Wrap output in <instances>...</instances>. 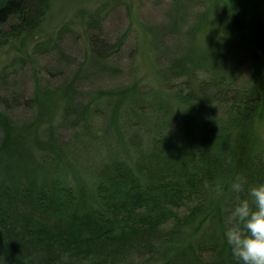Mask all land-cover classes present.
<instances>
[{"label":"trees","instance_id":"trees-1","mask_svg":"<svg viewBox=\"0 0 264 264\" xmlns=\"http://www.w3.org/2000/svg\"><path fill=\"white\" fill-rule=\"evenodd\" d=\"M213 1L205 0L206 11L184 34L191 50L160 73L173 80L203 76L195 90L189 80L174 87L172 95L187 109L180 127L175 104L158 102L137 84L97 90L76 112L82 118H72L85 69L97 77L122 70L111 60H119L126 34L109 42L99 13L86 23L78 64L65 48V36L76 30L69 23L34 45L33 54L51 55L61 74L72 69L71 80L57 89L43 88L34 70L33 96L15 95L18 85L9 78L27 66L28 55L0 72V264H237L225 237L236 203L231 184L237 177L246 190L264 183V149L256 136L260 126L264 134V2ZM51 2L0 0V25L17 17L6 35L31 34ZM212 25L215 34L200 49L198 37ZM59 100L65 105L55 125ZM15 110L31 121L15 124ZM97 114L106 116L101 135L91 124ZM72 122L83 123L81 154L102 151L100 140L114 139L90 190L71 177L78 137L65 140L60 128Z\"/></svg>","mask_w":264,"mask_h":264},{"label":"rangeland","instance_id":"rangeland-1","mask_svg":"<svg viewBox=\"0 0 264 264\" xmlns=\"http://www.w3.org/2000/svg\"><path fill=\"white\" fill-rule=\"evenodd\" d=\"M260 1L264 2V0ZM219 2L220 0H214L212 4L216 6L219 5ZM205 3V0H52L41 25L31 34L23 33L20 38L6 35L10 27L18 22L17 17H12L8 23L0 25V72L5 66L15 62L19 56L28 55L27 66L17 72V75L9 78L12 83L18 85L17 92L21 91L13 94H25L27 98L33 96L35 91L33 84L35 80L34 70L40 71L43 88L48 86L57 89L71 80L72 69H68L64 74H61L63 68L60 71L61 66L51 58V55L35 56L33 54L34 45L41 43L60 27L69 23L76 30L73 34L65 36V48L72 57L78 59V64L83 57L81 51L86 23L90 16L99 13L103 17V34L109 39V42H116L122 35L126 34L125 46L119 54V60H111L114 65L120 66L122 70L118 77H97L85 69L82 79L77 82V91L73 94L74 102L71 109L74 113L72 118L74 119L77 116L78 119L82 118L76 112L79 111L80 107L93 100L97 90L121 89L137 84L143 92H153L154 95L159 96L158 102L167 101V99L173 102L177 107L180 127L187 109L179 104L172 95L175 91L174 87L179 84L184 85L183 82L187 83L186 81L189 80L188 87L190 90H195L198 81H202L203 76L199 73L196 79L184 77L173 80L170 77H163L160 73L163 68L172 64V59H174V62L180 60L193 47L188 44L184 34L190 29L195 16L206 11L207 6ZM105 4H107L106 7H104ZM177 9L180 11L179 14ZM176 14L180 17L185 14L187 17L180 20ZM173 25L179 28L172 30ZM214 31L215 28L212 25L200 33L198 43L196 42L200 49L206 46H202V44L206 42L208 36L211 37L215 34ZM154 36L156 37L155 42ZM30 56H32L31 59ZM46 66H49V70L51 69L52 73H49V75H47L49 70L47 72L42 70ZM247 76L248 71L244 70V77ZM64 105L65 102L59 100L53 106V124L59 123ZM11 113L15 124L18 125L26 124L27 121L32 119L30 114L22 110H15ZM102 114H97L91 122L93 130L98 135L103 132L106 120V116ZM148 122L149 126H153L150 119ZM122 123V128H124V121ZM46 127L47 122L43 123L39 129L38 136L41 140L47 137L44 131ZM82 127L83 123L72 122L70 125L67 124L60 128V135L70 142L78 137V140L74 143L72 158L76 159V162L73 163V165H76L73 167L71 177L72 180L74 179L81 183L84 188L90 190L100 177V171L103 170L104 164L108 161L107 158H111L110 154L116 147L113 144V138L106 141L100 140V143L105 146L102 151L97 148L94 152L81 154L79 148L86 139ZM130 133L133 134L134 131L130 130ZM256 136L259 146L264 149L262 126L258 128ZM83 139L84 141H82Z\"/></svg>","mask_w":264,"mask_h":264},{"label":"clouds","instance_id":"clouds-1","mask_svg":"<svg viewBox=\"0 0 264 264\" xmlns=\"http://www.w3.org/2000/svg\"><path fill=\"white\" fill-rule=\"evenodd\" d=\"M245 185L242 177L231 184L236 203L227 216L225 237L237 264H264V183L247 190Z\"/></svg>","mask_w":264,"mask_h":264}]
</instances>
